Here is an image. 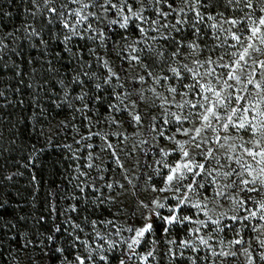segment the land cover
<instances>
[{"label": "trees", "instance_id": "trees-1", "mask_svg": "<svg viewBox=\"0 0 264 264\" xmlns=\"http://www.w3.org/2000/svg\"><path fill=\"white\" fill-rule=\"evenodd\" d=\"M72 2L51 0L45 6L43 0H0V264H79L78 257L85 264H119L143 216L131 189L145 182L162 186L169 171L165 165L173 166L182 155L178 145L168 156L155 148L142 151L134 161L108 146L100 151L103 141L93 132H100L115 114L126 124L131 99L138 95L124 59L128 42L137 41L138 68L148 79L160 84L167 77L168 86L185 90L187 82L171 69L180 64L186 47L194 45L203 58L232 56L218 23L227 18L246 23L244 14L251 11L242 0L230 6L227 0H207V8H198L205 15L200 22L182 0L175 7H184V12L156 3L171 15L172 23L149 37L139 31L137 17L130 18L126 28L113 24L105 29L108 21L97 9L96 16L89 17L90 28L87 21L77 24L67 9ZM259 15L257 9L252 18ZM65 20L75 32L64 28ZM145 116L150 131L153 121L149 113ZM160 121L157 118L155 124ZM212 160H207L195 189L211 181L206 173ZM130 163L137 166L135 180L125 174ZM191 195L176 212L178 218L191 213ZM177 203L171 198L159 207L151 232L139 245V254L152 253L145 264H248L232 258V252L224 256L203 247L188 248L187 220L163 219L172 216L170 209ZM235 225L220 232L227 243L252 239L253 222ZM48 236L56 237L55 243ZM52 248L63 251L53 253ZM253 248L259 250L258 245Z\"/></svg>", "mask_w": 264, "mask_h": 264}, {"label": "rangeland", "instance_id": "rangeland-1", "mask_svg": "<svg viewBox=\"0 0 264 264\" xmlns=\"http://www.w3.org/2000/svg\"><path fill=\"white\" fill-rule=\"evenodd\" d=\"M153 0H137L133 4V0H128L129 4L133 5V11H136L140 8H143L141 16L143 19L138 18L139 29L143 28L144 31L141 32L142 35H147L149 37L157 36L160 30L163 31V28L160 25L169 26L171 21V15L167 17H162L159 15V11L167 12L162 8H159ZM82 4H89L90 6L87 9L83 10L82 14L92 13L97 9L98 13L106 18L105 29L111 30L113 24L109 22L113 19V16L110 13H106L98 5L92 7V0H79L78 2H72L69 7H67L69 13H73L75 10L80 9ZM159 8V9H158ZM154 10V11H151ZM159 10V11H158ZM156 12L152 15L149 12ZM130 18L131 13H127ZM73 18L75 17L72 15ZM91 17V16H89ZM119 19V17H117ZM233 18L222 19L218 23L219 27L224 31L225 38H227V43L232 49V53H236V56H230L225 58L224 55L219 58H203L199 55L198 52L194 50V47L187 46L185 52L180 57V67H175L179 72V79L187 82L185 90H179L176 87L168 86L167 80L161 81L160 84H157L155 81L158 79H148L144 73L138 68L139 66V53L137 49V41L133 38L128 42L126 47V53H124V59L126 65H128V72L131 74V79H134L138 86V95L131 99L132 109L128 110L130 116L126 124L117 118L118 115L109 118L107 121H104L105 124L100 128L101 131L93 132L98 133L95 135L97 138H101L103 142V148L100 151H103L108 144L112 145L114 150H118L121 154L131 155L133 161L136 156H140L142 151H152L157 149V151L162 153L172 154L175 147L178 145L177 142H185L184 150L190 153L189 159H193L195 162L203 163L206 165L207 160L212 159V167L210 171L212 172L211 181L201 182L200 184L203 187H198L195 189V183L197 177L193 178L190 174H186L187 178L183 181L185 185L193 182L192 190L181 189L179 192L176 191V184L173 183L169 186L166 182L158 187L151 186L150 182H145L142 184L140 189H131L132 194H136L137 202L140 205V214H143L141 223L137 229L142 228L145 224H152L154 219L158 216L159 213V204L164 205L165 202L171 198L176 199L177 197H187L189 194L190 200V209L191 213L188 215L190 219L187 222L190 224V234L187 236L188 248H194L198 250L203 247L205 250H209L214 255H218L221 252L227 253H236L235 256L231 255L234 259H241L249 261V258L252 260V264H264V260L260 257L264 254V220H261V215H264V211L258 210L259 202H264V190L260 192H248L247 187H256L261 188L259 181L255 185L249 184L248 186L240 185L239 179L235 175L230 177H224L222 173L231 171V169H236L237 171H243L239 164L235 163V158L237 156L242 157V163L250 164L252 168L256 169L257 172L259 168L264 167V164H257L252 157L247 156L243 152L244 148H256L259 150L260 147H264V137H261L259 134L253 136L250 133H246L245 130L229 127L225 131L221 124L226 122L225 112H220L221 120L218 122L213 119L212 124L213 128L205 129L199 137L192 139L195 135L194 131L185 134V129H195L201 127L203 121L200 119V116L204 113L205 108L208 107V103L203 100V96H208L211 100H215V97L212 93L200 92L198 88L189 89L188 85H195L197 81L200 84H212L217 91L222 90V95L227 97L231 94V101L226 109V113L230 114L233 107L237 109H242L243 107H248L250 109L249 113L240 112V115L251 116L256 115L255 112L251 111L252 106H258L261 110H264V69H260L257 65L253 64V60H264V46L259 45V42L256 41L257 47H261L262 51L255 52L252 50L251 57L248 58V64L246 65V72L249 74L250 78L254 81H257L261 84V89H257L255 84H248L246 80L241 82H236L234 80H228L227 73L230 69L223 67V65H231L234 59H237L239 53L243 51V47L247 46V43L251 42L247 40V37L250 35L248 28L252 27V20H247L246 23L240 22L238 26H233L226 21H229ZM76 20V17H75ZM159 21V24H154L153 21ZM88 24L90 19L86 20ZM85 22V21H84ZM123 22L122 20L120 21ZM217 22V21H216ZM239 27L240 31H237ZM104 28V27H102ZM235 32L241 37L243 44H237V42L232 38V33ZM131 35L128 34V37ZM137 57V59H133ZM212 61L209 63L208 61ZM199 61L197 64L196 62ZM191 69L192 72L186 71ZM214 72L209 73L210 70ZM199 73V75L193 76L192 73ZM237 74H240L239 71ZM144 75V76H143ZM140 77L144 79L141 80ZM227 80L229 85H232V88L224 87V81ZM171 88H175L176 92L173 93L170 91ZM196 93V94H194ZM243 96L245 99L238 100L236 97ZM190 101L191 103H186ZM125 104V103H123ZM192 104H197V107L193 108ZM182 105V107H178ZM128 104H125L124 108H127ZM147 113L150 115V119L153 121V126L151 130L146 127V117ZM179 115L182 117L181 121H175L174 116ZM136 115L140 116V120L137 122L134 117ZM187 117V119H183ZM157 118L161 119V124L156 125L155 121ZM236 123L239 122L238 118L234 117ZM169 131V133L167 132ZM92 134V133H91ZM90 136V135H89ZM94 136V135H93ZM216 136L221 138L229 137L227 141L224 139L220 140V144H224L225 147L221 148L219 144L216 143ZM171 137V139H170ZM260 140L261 144L259 146L255 145L254 141ZM167 141L168 145L164 142ZM199 143L201 147L197 149L194 145ZM234 146V151L229 146ZM179 146V145H178ZM162 147V149H161ZM160 148V149H158ZM211 149L213 151L212 157L205 158L202 153H207ZM232 157V159H229ZM259 159V158H257ZM183 157L181 155L178 161H182ZM216 160H219V164L216 163ZM177 161V162H178ZM175 165V164H174ZM173 165V166H174ZM129 169L125 170L126 176L130 180H135L138 170H135L137 166L133 163L129 164ZM135 170V171H134ZM217 173H221L218 175ZM132 174L135 176H132ZM202 174V173H201ZM158 175V173H157ZM127 178V179H128ZM243 179L251 180V177L244 173ZM236 181V184H233V181ZM161 189H164L161 191ZM223 193V195H217V193ZM251 197V199H249ZM236 201H244L243 205L236 203ZM147 205V207H145ZM199 205V207H197ZM178 209L174 208V213L176 215ZM251 211H256L257 215L251 217L249 213ZM236 216L237 219L233 220L232 217ZM250 220L254 223L255 231L252 239L250 241L244 242L243 239L236 238L235 240H241L240 244H234L232 242L226 241L222 233L223 230L228 228L235 227L239 223ZM218 221V223H217ZM146 235V234H145ZM132 236L130 243L132 242ZM145 237V236H144ZM140 238L141 244L143 238ZM201 240H207V244L201 243ZM129 243V244H130ZM139 245H133L132 248H128L127 253L122 259L125 264H145L148 260V254L138 253ZM255 245L259 246V250L255 251L253 247ZM169 249V248H168ZM247 249V253L244 251ZM147 256L145 260L144 257ZM237 264L239 262L235 260ZM121 264V261L119 262ZM151 264H154L152 261Z\"/></svg>", "mask_w": 264, "mask_h": 264}, {"label": "snow or ice", "instance_id": "snow-or-ice-1", "mask_svg": "<svg viewBox=\"0 0 264 264\" xmlns=\"http://www.w3.org/2000/svg\"><path fill=\"white\" fill-rule=\"evenodd\" d=\"M45 6H47L51 0H43ZM73 2H78V0H73ZM137 0H133V4H135ZM161 2L167 3V6L171 11L176 12H184L185 8L180 7L177 9L175 5L177 4L178 0H171V3H168L167 0H156V3L159 4ZM229 6L232 5L233 3H240L241 0H227ZM244 8L251 10L250 12L245 13L244 15L246 16L247 20H251L252 15L256 12L258 9L262 15H259L256 20H252V27L248 28V31L250 32V35L247 37L248 41H251L247 43L246 47H243V51L239 53V56L237 59H234L231 65H223V67L230 69L227 73V78L228 80H234L236 82H241L242 80H246L248 84H255V87L257 89H261V84L257 81H254L252 78H250L249 74L246 72V65L248 64V58L251 57L252 55V50L255 52H260L262 51L261 47H257L256 41L259 42V45L264 46V0H242ZM32 3H36V0H32ZM182 3L188 6V11H191L195 15V19L202 22L205 19V15L201 13L198 8H207L208 3L207 0H182ZM101 7L106 13H110L113 16V19L109 22L110 24H118L119 27L121 28H126L128 26L129 22V15L127 13H131L132 16H135L139 19H143L141 16V13L143 12V8H140L136 11H133V5L128 3V0H116V3H113L112 0H92V7L96 6ZM66 6V5H65ZM90 5L89 4H82V7L80 9L75 10L72 15L76 17V23L80 24L83 21H86L89 16H96V13H88V14H82L84 9H87ZM64 7V6H62ZM49 12L52 13H57V8H48ZM159 11V10H158ZM58 15H63V12L57 13ZM159 15L162 17H167L169 15L168 12L164 11H159ZM119 17V19H117ZM98 18V17H97ZM207 19H215L214 16L208 15ZM123 21L122 23L120 21ZM227 23H230L233 26H238L240 21L236 19H231L229 21H226ZM154 24H159L160 22L153 21ZM177 23H183V21H177ZM63 26L65 29H69L72 32H75V26L70 25L67 20L63 22ZM161 27H166L167 25H160ZM88 27L90 28L91 25L89 24ZM173 28H175V25H172ZM212 27H216L215 24L212 25ZM139 31L143 32L144 29L140 28ZM177 32H179V29H176ZM198 31V29H196ZM237 31H240L239 27H237ZM232 38L237 42V44H243L241 41V37L237 35L235 32L232 33ZM64 39L67 41L71 39L70 36H65ZM190 47H194V45H190ZM233 56H236V53H232ZM133 59H137V57H133ZM209 63H212V61H208ZM197 64L199 61L196 62ZM253 64L257 65L260 69H264V60H253ZM186 71L192 72L191 69H187V66H184ZM171 71L175 75H179V72L177 69L173 68ZM239 71L240 74H237ZM214 72L213 70H210L209 73L211 74ZM193 76L199 75V73H192ZM141 80H143V77H140ZM167 79V77H165ZM157 83H159V80H157ZM97 87H100V85H97ZM189 89L192 88H198L200 92H208L212 93V95L215 97V100H211L208 96H203V100L208 103V107L205 108L204 113L200 116V119L203 121L201 127H197L195 129H185L184 132L185 134L189 132L195 133V135L192 137V139H195L196 137H199L201 133L205 129H210L213 128L212 120L215 119L218 122L221 120L220 112H225V119L226 122L221 124V127L227 131L229 127L233 128H238L245 130L246 133H250L253 136L256 134H259L261 137H264V110H261L258 106H252L251 111L255 112L256 115L251 116L249 118L248 115H240V112L242 111L243 113H249L250 109L248 107H243L242 109H237L233 107L231 109V113L228 114L226 113V109L232 99L231 94L227 97L222 95V90L217 91L216 88L208 83V84H200L199 81L195 85H188ZM224 87L227 88H232V85H229L227 83V80L224 81ZM264 90V89H262ZM171 92L175 93L176 89L171 88ZM196 94V93H194ZM82 99V97H80ZM238 100H243L245 97L243 96H238L236 97ZM186 103H191L190 101H186ZM178 107H182V105H178ZM192 107L195 108L197 107V104H192ZM175 121H181L182 117L179 115L173 114ZM234 117L238 118L239 122L236 123L234 121ZM134 119L138 122L140 120V116L136 115ZM183 119H187V117H183ZM93 135H98V133H93ZM90 137H84L83 139H88ZM171 139V137H170ZM216 143L219 144L221 148L225 147L224 144H220V140L224 139L227 141L229 137H219L216 136ZM188 143L187 141L185 142H177L179 145V150L182 153L183 160L178 161L175 163L174 166H168L165 165V167L169 168L168 174L166 175V183L171 186L173 183L176 184V191L179 192L181 189H188L192 190L193 188V183H195L194 179L193 182H190L189 184L185 185L183 181L187 178L186 174H190L193 178L197 176H201L202 172H205V164L195 162L193 159H189L190 153L188 151L184 150V144ZM255 145L259 146L261 144L260 140H255L254 141ZM109 149L112 148L111 144L107 145ZM197 149L201 147L199 143L194 145ZM88 148H92L93 145L89 144L87 145ZM234 149V146H229ZM243 152L247 154V156L252 157L253 160L257 164H264V147H260L259 150L256 148H244ZM164 155H168V153H164ZM202 155L207 157H212L213 151L209 149V151L205 154L202 153ZM91 157H89L90 159ZM259 158V159H257ZM229 159H232V157H229ZM216 163L219 164V160H216ZM235 163L239 164L243 171H237L236 169H231V171L224 172L222 175L224 177H230L235 175L236 177L240 178L239 179V184L248 186L249 184L255 185L257 181H259L261 188H256V187H247L246 190L248 192H260L261 190H264V167L259 168V171L257 172L256 169L252 168L250 164H244L242 163V157L237 156L235 158ZM88 167H92L91 164L88 165ZM244 173H247L250 177L251 180L249 179H243ZM208 176L212 175V172L208 171L206 173ZM218 175H221V173H217ZM11 179V177H9ZM233 184H236V181H233ZM197 187H203L202 184H197ZM108 187H111V185H108ZM164 189H161L163 191ZM217 195H223V193L218 192ZM178 200V203L176 205V209H179L181 205H183L186 201V197L184 199H181L179 197L176 198ZM251 199V197L249 198ZM159 207H163V205L159 204V202H156ZM236 203L243 205L244 201H236ZM2 206V205H0ZM147 207V205H145ZM199 207V205H197ZM258 210L264 211V202H259L258 204ZM73 211H75V208H73ZM170 211H174L170 209ZM159 215V213H157ZM251 217H255L257 215L256 211H251L249 213ZM164 220H166L168 223H173V222H183V220H188L190 219L189 217H182L178 218L176 215H172L171 217H163ZM233 220H236L237 217L233 216ZM261 220H264V215H261L260 217ZM218 223V221H217ZM152 230V224L148 223L145 224L142 228L136 229L135 230V236L132 239V242L128 245L129 248H132L133 245H139L140 243V238L144 237L146 233H150ZM56 232H59L60 229L56 228ZM129 231H133L132 229H129ZM47 239L51 241L52 243H55L56 237L54 236H48ZM186 243V242H185ZM201 243L207 244V240H201ZM232 243L234 244H240L241 240H235ZM63 249L61 248H52V252H62ZM247 253V249L244 250ZM152 253L149 252L148 256H151ZM220 255L227 256L229 253L227 252H221ZM231 255L235 256L236 253H231ZM262 260H264V254L261 255L260 257ZM79 261V264H85L83 258H77ZM90 259V257H89ZM102 259H105L102 257ZM144 259H147V256L144 257ZM121 264H125L123 260H121ZM248 264H252L251 258H249Z\"/></svg>", "mask_w": 264, "mask_h": 264}]
</instances>
